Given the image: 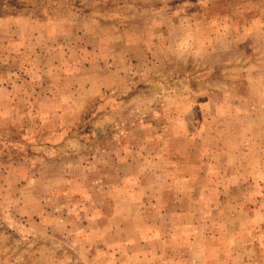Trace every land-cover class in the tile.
I'll return each mask as SVG.
<instances>
[{
    "label": "rangeland",
    "instance_id": "1",
    "mask_svg": "<svg viewBox=\"0 0 264 264\" xmlns=\"http://www.w3.org/2000/svg\"><path fill=\"white\" fill-rule=\"evenodd\" d=\"M0 264H264V0H0Z\"/></svg>",
    "mask_w": 264,
    "mask_h": 264
}]
</instances>
